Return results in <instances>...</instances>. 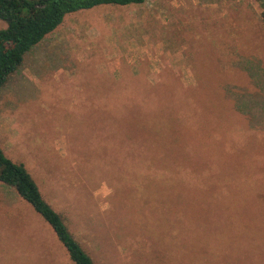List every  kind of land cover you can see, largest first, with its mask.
Segmentation results:
<instances>
[{"label":"rangeland","instance_id":"374dc122","mask_svg":"<svg viewBox=\"0 0 264 264\" xmlns=\"http://www.w3.org/2000/svg\"><path fill=\"white\" fill-rule=\"evenodd\" d=\"M260 13L246 0L80 11L0 90L1 149L95 264H264ZM136 147L185 170L156 172ZM0 264H72L1 183Z\"/></svg>","mask_w":264,"mask_h":264},{"label":"trees","instance_id":"16d2710c","mask_svg":"<svg viewBox=\"0 0 264 264\" xmlns=\"http://www.w3.org/2000/svg\"><path fill=\"white\" fill-rule=\"evenodd\" d=\"M147 0H0V20L6 26L0 29V90L23 65L26 55L46 36L54 32L71 14L90 10L99 6L142 5ZM259 6L260 21L264 29V0H246ZM135 112L145 114L147 111L135 106ZM134 109L126 114L129 116ZM127 141V140H126ZM129 141L136 140L129 137ZM137 143V142H136ZM138 144V143H137ZM140 147V146H139ZM150 167L156 172L178 175L184 171L181 166L171 170L167 166L151 162L144 152L139 150ZM141 148V147H140ZM0 183L13 190L27 203L40 219L50 228L55 239L66 252L72 264H95L82 244L70 232L69 227L43 197L36 181L25 165L10 160L0 147Z\"/></svg>","mask_w":264,"mask_h":264}]
</instances>
